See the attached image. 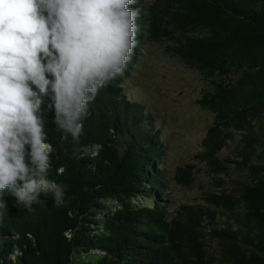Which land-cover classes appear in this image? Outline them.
Instances as JSON below:
<instances>
[{"label": "trees", "instance_id": "obj_1", "mask_svg": "<svg viewBox=\"0 0 264 264\" xmlns=\"http://www.w3.org/2000/svg\"><path fill=\"white\" fill-rule=\"evenodd\" d=\"M130 7L140 9L138 44L90 103L79 143L45 117L49 178L65 186L64 203L42 196L27 209L5 190L0 264H264V0ZM163 39L207 81L197 102L213 121L195 157L218 176V191H205L204 204L172 206L162 130L129 86L146 45Z\"/></svg>", "mask_w": 264, "mask_h": 264}, {"label": "clouds", "instance_id": "obj_2", "mask_svg": "<svg viewBox=\"0 0 264 264\" xmlns=\"http://www.w3.org/2000/svg\"><path fill=\"white\" fill-rule=\"evenodd\" d=\"M137 0H0V219L8 190L31 209L64 203L50 179L45 117L79 143L89 105L122 76L138 44ZM75 155V153H74Z\"/></svg>", "mask_w": 264, "mask_h": 264}, {"label": "rangeland", "instance_id": "obj_3", "mask_svg": "<svg viewBox=\"0 0 264 264\" xmlns=\"http://www.w3.org/2000/svg\"><path fill=\"white\" fill-rule=\"evenodd\" d=\"M167 45L171 46L167 39L146 45L142 60L128 80L129 86L149 104L162 130L166 145L162 162L172 206L204 204L205 191L210 190L214 179L218 178L195 157L213 121L212 114L197 102L207 81L198 71L186 67L173 56L166 49ZM229 154V149H223L218 156ZM177 167L183 170L178 173ZM187 174L192 177L190 183L180 182L179 177L186 178Z\"/></svg>", "mask_w": 264, "mask_h": 264}]
</instances>
